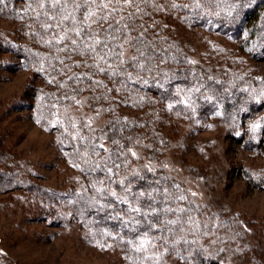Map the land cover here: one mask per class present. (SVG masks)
I'll use <instances>...</instances> for the list:
<instances>
[{
  "label": "trees",
  "instance_id": "trees-1",
  "mask_svg": "<svg viewBox=\"0 0 264 264\" xmlns=\"http://www.w3.org/2000/svg\"><path fill=\"white\" fill-rule=\"evenodd\" d=\"M260 1L261 3H255L256 7L250 0H227L228 4L223 9L219 0H152L151 4H140L143 14L137 19L136 31L130 32L123 39L117 35L114 41L117 45L115 50L122 53L121 59L124 63L121 64L119 59H112L110 55L101 61L99 55L83 47L77 51L82 37L70 32L67 24L57 28L55 34L53 30L45 29V17L41 15L36 19L35 13H43L47 10V5L41 8L37 4H31L34 11L23 12L20 10L28 7L30 0H19L18 3L17 0H8L4 11L0 12V17L5 16L16 22L17 26L12 32L16 38L0 33V53L9 58L13 56L16 67L28 69L33 75V92L28 96L27 106L31 119L47 129L61 158L78 171V174H82L84 180L80 185L65 190H54L21 175V170L11 165L9 156L0 152V194L19 191L29 202L41 200L51 204V214L54 216L58 212L65 223H68V219L78 222L89 242L125 251L133 261L144 262L146 257L149 260L153 258L156 250L147 249L148 238L156 243L161 241L169 249V254L182 260L205 258L209 248L206 241L215 236L216 230L196 233L195 228L191 229L186 225L185 221L191 219V215L186 214L183 220V207H187L188 200L187 191L174 187L176 185L173 177L165 171H148V166L141 164L142 154L150 145L159 146L164 140L161 128L170 129L173 124L171 118L185 120L193 128L202 131L209 127L212 113L218 112L221 123L228 128L237 118L233 113L236 109L245 119L257 114V108L264 101V92H259L264 87V74L260 80L254 78L247 61L249 57L253 59L258 55L256 51H252L251 44L259 46L264 43V11L261 13L264 0ZM172 3L180 7L172 8ZM183 5L187 7H182ZM65 7L69 12L73 11V6L66 4ZM93 11L98 12L95 7ZM130 11V8L125 7L117 19L123 23V17ZM17 12L23 18H18ZM54 14V10L48 12L49 16ZM75 19H80L78 12L75 13ZM89 23L96 33L95 39L103 41L105 35L102 29L108 27L109 21L97 24L90 17ZM178 26L201 29L212 35L222 34L224 37L241 36L244 38L241 45L243 48L238 51L232 46L229 50L236 62L228 53L225 56L214 53L215 59L223 57L229 62V65H222V68L217 67L218 64L201 63L182 43L181 35L177 38ZM138 32H143L147 41L143 56L131 43V38ZM65 35L68 38L61 40ZM256 38L257 42H254ZM71 40H76L77 45H72ZM85 43L91 44L92 41ZM111 46L112 42L108 47ZM95 47L103 55L100 45ZM157 53H161L163 59ZM7 56L0 57L1 67L7 60L4 57ZM144 56H151V59H145ZM132 57H137L143 67L135 66ZM4 67L7 68L6 65ZM99 68L107 71H99ZM114 72L120 75L114 76ZM98 81L102 83H96ZM74 89L79 90V95L73 94L66 107L62 103L61 108L64 111L60 110L61 99L70 96ZM81 95L86 97L89 107L104 112V127L125 117L133 125L124 119L129 123L124 134H118L110 140L101 136L93 122L85 121L72 112L73 108L72 111L69 108V104L76 102ZM249 96L251 99L256 97L255 102L248 104ZM183 101L187 103H182ZM169 104L173 105L171 109ZM128 137H131V141ZM113 138L125 143V152L131 149L138 153L136 156L127 154L122 157L121 166L118 169L113 168V181H123L124 186L130 188L132 193L143 191L147 196L151 192L158 202V209L161 193L166 190L163 207L175 209V213L168 211L163 215V221L173 218L180 221L168 225L167 242L160 239L165 233L157 231L165 227L163 222L155 223V228L147 232L142 227L141 232L144 234L137 237L135 233L119 227L121 221L107 218L111 213L130 220L127 209L141 208L143 211L145 203L144 197L133 200L131 196H125L121 186L110 183L108 176L101 175L95 169L91 173L88 171L93 164L104 167L109 155L117 151ZM93 143L102 144L103 148H97L93 154ZM134 174L142 179H134ZM111 192L126 198L128 204L115 201L107 195ZM181 196L184 199H179ZM2 199L0 198V205L11 202V199ZM101 206H105L103 211L100 210ZM135 218L141 219V216L137 215ZM148 219L152 220L153 217L149 216ZM128 241L132 242L127 243ZM140 241L146 243L138 251L141 248Z\"/></svg>",
  "mask_w": 264,
  "mask_h": 264
},
{
  "label": "rangeland",
  "instance_id": "rangeland-1",
  "mask_svg": "<svg viewBox=\"0 0 264 264\" xmlns=\"http://www.w3.org/2000/svg\"><path fill=\"white\" fill-rule=\"evenodd\" d=\"M219 1L221 8L228 4L227 0ZM257 1L261 3L250 0L253 6ZM16 26L10 18L0 17V33L16 38L12 33ZM176 31L177 38L181 35L182 43L196 59L201 63L218 64L220 68L229 62L223 57L215 59L214 53L218 52L219 56L228 53L236 62L229 50L232 46L238 51L243 48L241 36L212 35L181 26ZM1 39L0 35V46ZM251 49L258 55L253 59L249 57L248 69L260 80L264 74V43L251 44ZM1 56L7 55L0 53ZM4 58L7 60L3 67L0 65V152L9 156L11 165L19 168L21 175L41 185L54 190L80 185L84 180L82 174L61 158L47 129L31 119L27 106L28 96L33 92V75L28 69L16 67L13 56ZM259 92H264V87ZM78 93L79 90L74 89L70 96L62 98L59 109L62 110V103L66 107L71 96ZM248 99L251 104L256 97ZM69 108L85 121L93 122L100 130L98 133L109 140L124 134L131 123L125 117L119 123L104 127V112L89 107L84 95L69 104ZM257 109V114L250 119L234 110L237 118L229 128L221 123L218 112L212 113L209 127L202 131L185 120L171 118L170 129L161 128L164 140L159 146L141 149V164L157 172L165 171L179 189L187 191L183 220L190 214L191 221H185L186 225L195 228L196 233L216 230L215 236L206 241L209 248L205 258L182 260L169 254L161 241L156 243L148 238L147 249L156 250L153 258L133 261L125 251L89 242L78 222L68 219L65 223L58 212L53 216L51 204L41 200L29 202L26 196L14 191L0 194L2 200L11 199L10 203L0 205L1 263L264 264V101ZM119 144L125 146V143ZM170 221L180 222L174 218ZM210 225L213 227L209 228Z\"/></svg>",
  "mask_w": 264,
  "mask_h": 264
},
{
  "label": "snow or ice",
  "instance_id": "snow-or-ice-1",
  "mask_svg": "<svg viewBox=\"0 0 264 264\" xmlns=\"http://www.w3.org/2000/svg\"><path fill=\"white\" fill-rule=\"evenodd\" d=\"M8 2V0H0V12L4 11V6ZM19 0H17V3ZM71 3L73 5V11L69 12L65 5ZM152 0H30V3L28 4V7L21 9L20 11L28 12V11H34L31 8V4H37L41 8H45V5H47V10L43 13L36 12L35 18L39 19L41 15L45 17V21L43 22V27L45 29H51L53 30V34H55V30L57 28H60L62 25L67 24L69 27V31L74 33L78 37H82L80 41V45L77 47V51L80 50L81 47L86 48L89 52L94 53L95 55H99V58L101 61L105 60V57L111 56L112 59H119L120 63L123 64L124 61L121 59L122 53L119 51H116V43L114 42L117 38V35L121 39L128 37L130 32H135L137 27V19L143 14V9L139 7L140 4H151ZM111 5V7H110ZM93 7H95L97 11H93ZM127 7L130 8L131 11L128 12L123 17V23L120 19H117L121 15L122 10ZM172 8L180 7L176 5L175 3L171 4ZM182 7H187V5H183ZM196 7H199V3H196ZM55 14L53 16H49L48 12L53 11ZM159 10V9H158ZM78 12L79 14V21L75 19V13ZM18 18H23L20 16V13H16ZM95 19L97 24H103L105 21H109V25L106 29H102L105 35V39L103 41L95 39V31L92 29L91 24L89 23V18ZM67 35L62 36L61 40L67 39ZM91 40V44H86L85 41ZM59 41H57L58 43ZM112 42V46L108 47L109 43ZM131 43L138 51L141 52V55L143 56V49L147 45V41L144 39L143 32H138L135 37L131 38ZM72 45H77L76 40H71ZM95 45H100L101 50L103 51V55H100ZM122 48L123 46L120 45ZM154 51V49H153ZM157 55L161 56V59H163V55L161 53H157ZM145 59H151V56H144ZM132 62L135 66L143 67L139 63V60L137 57H132ZM192 63H195L194 61ZM94 67H98V65H93ZM110 67V66H109ZM99 71H107L105 68H99ZM127 70L125 69V72ZM115 75H120V73H112ZM130 78V77H129ZM96 83H102V82H96ZM160 87H163V85H160ZM198 91V89H197ZM167 98V97H165ZM182 103H187L186 101H183ZM168 107L171 109L173 105L169 104ZM116 123H119L117 121ZM259 125H255L254 127H258ZM129 141H131V137L127 138ZM113 144L117 146V151L114 154H110L104 167H99L96 164H93L92 167L88 169L89 173L93 171V169L100 172L101 175H106L109 178L110 183H116L117 185L121 186L122 190L125 193V196H131L133 200H137L141 197L145 198L144 203V210L142 211L141 208H132L129 207L127 209L128 214H130L131 219L130 220H124L121 216H113L111 213L108 215V219H116L121 221L119 227L123 229H127L128 231L135 233L137 237L143 235L144 233L141 232V228H145V232L148 230H151L155 228V223L163 222L165 227L162 229H157L158 232H164L165 236L160 237L161 240L164 242H167V233L169 231L168 225L176 223L175 221H163V215L166 214L168 211H171L173 214L175 213V209H165L163 207V204L165 203L166 198V190H164L161 193L162 199L159 202L160 207L157 208V201L153 198L152 193L149 192L146 196L145 192L138 191L136 193H132L130 188H127L124 186V182L117 180L113 181L112 176L115 175L113 173V168H119L121 164L123 163L122 157L126 156L127 154H130L132 156H136L135 152H132L131 149H128L127 152L123 149L122 146H120L119 141L113 138ZM93 154H95V150L97 148H103L102 144H95L93 143L91 145ZM119 161V163L117 162ZM108 164L111 166L109 167ZM148 171H152L151 169H148ZM134 179H142L138 176V174H134ZM167 179V178H164ZM131 183V181H129ZM147 183V181H145ZM153 183H156V181H153ZM95 187V185H93ZM178 187V186H174ZM107 195H110L114 198L115 201L123 204H128V200L124 197L118 196L117 193L111 192L107 193ZM179 199H184L183 196L179 197ZM105 206H101L100 210L103 211ZM137 215L141 216V219H136L135 217ZM152 216L153 219L149 220L148 217ZM155 221V222H154ZM146 226V227H145ZM132 241H128L127 243H131ZM145 241H140L141 248L137 249L138 251L143 249V245L145 244ZM175 251V248H173Z\"/></svg>",
  "mask_w": 264,
  "mask_h": 264
}]
</instances>
